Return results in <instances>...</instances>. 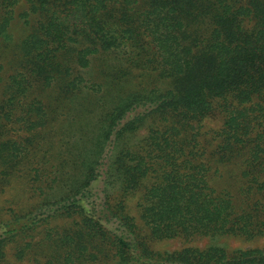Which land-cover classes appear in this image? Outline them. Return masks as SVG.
<instances>
[{
	"label": "trees",
	"instance_id": "1",
	"mask_svg": "<svg viewBox=\"0 0 264 264\" xmlns=\"http://www.w3.org/2000/svg\"><path fill=\"white\" fill-rule=\"evenodd\" d=\"M21 3L28 5L22 16L35 14L37 23L20 46L23 71L10 77L0 102L1 173L24 166L38 147V130L51 119V103L37 89L57 92L63 110L84 106L86 69L96 60L109 87H121L110 104H98L94 131L59 140L51 182H61L62 194L53 213L34 215L55 204L44 201L49 192L39 187L41 201L0 222L6 228L0 264H17L7 246L51 218L72 221L62 231L46 229V243H39L44 256L35 255V264H264V246L153 250L129 211V200L138 197L148 237L156 240L264 234V0H0V43ZM112 55L122 64L118 71L108 70ZM136 72L158 85L137 83ZM25 100L29 109L22 108ZM139 107L146 110L123 122ZM18 109L30 133L20 140L2 124ZM212 117L221 118L220 128L204 132ZM148 119V135L135 146L125 142ZM111 138L106 174L114 193L101 210H89L82 198L100 176ZM222 167L236 177V191L235 183L214 180L224 178ZM76 171L80 181L71 176ZM108 220L118 221L122 232ZM34 249L27 241L14 255L19 261Z\"/></svg>",
	"mask_w": 264,
	"mask_h": 264
},
{
	"label": "rangeland",
	"instance_id": "2",
	"mask_svg": "<svg viewBox=\"0 0 264 264\" xmlns=\"http://www.w3.org/2000/svg\"><path fill=\"white\" fill-rule=\"evenodd\" d=\"M26 11H28V5L25 3H21L15 8V16L9 27V37L2 39L0 43V102H6L8 95L2 94L4 93V89H6V85L10 82V77L18 75L20 71H23L22 51L20 46L22 41L33 31V28L37 23V16L35 14H31L26 17L22 16V13ZM112 56L113 57H110L112 62L109 64V69L107 66V69L111 71H118V69L122 67V64L118 63L116 55ZM98 63L100 62L97 60L96 62L93 61L92 65L86 69V77L89 79L87 81L88 87L85 88V92L87 93H85L83 95V99H81L83 101L82 105L84 106H80L81 104L79 105L77 102L74 105L72 104L69 110H63L64 106L62 102L60 103L57 94H55L57 92L51 89L43 91V88L36 90V92L42 93V99L46 103H51L46 104L51 108L49 111L51 119L47 121V124L38 130V138L36 140L38 147L31 149L33 153L30 157L25 159V164L24 162L22 164L24 166H18L19 168L17 167V170L13 174L9 175L1 173V169H3V167H0L1 223L21 213L22 209L28 207L30 204L33 205L36 201H41L42 196H38L39 187H44V189L49 192L48 197L44 201H50V204H55L50 205V207H41V209H38L37 213L34 215L38 216V218L40 216L45 217V215L53 213L56 209L58 205L57 202L61 199L62 194V190H60L61 182L51 181L55 176L54 172L58 168L57 165L60 163V156L58 152L59 140H61L62 137L66 139L67 137L70 139H80L81 131H94L95 123L99 116L98 112L100 111L98 104H101V101L104 100L110 104V98L114 95V93H117V89L121 87V83H118L111 88L109 87L110 80L107 81L108 79L106 75L103 76V72H100L99 69L97 70L95 68ZM136 77L140 78L139 80L136 79L137 83L142 80L145 87L151 88L158 85L153 76L142 78L141 74L136 72ZM165 85L166 84L162 87ZM30 103L27 104L25 100L22 108L26 107V109H29ZM86 107L90 110L87 111ZM83 109L85 111H82ZM20 110L18 109L16 111V115L12 122L8 121L6 118L2 122L3 125H7V131L9 132L8 136H13L15 139L19 140L30 134L27 130L26 124L19 120V115L21 114ZM143 110H146V107L137 108L132 111L123 122L134 117ZM221 124L222 120L219 117L206 119L203 122V131L207 132L218 129ZM152 125V119H148L145 126L137 131L135 135H131L129 137L130 139H126L125 142L134 146L135 144L140 143L142 138L148 135L149 127ZM90 134L92 135V133ZM106 146V152H109V149L114 147L113 138H111L110 141L108 140ZM106 152L100 160L99 178L92 183L89 190L86 192V195L82 198V204L89 210H101L105 196L107 194H111L112 192L114 193L115 188L113 185L108 183V175L106 174V169L111 158L110 152L109 154H106ZM67 170L69 171L70 168H67ZM219 173L224 174V178L219 176L214 178L219 186H229L230 183H235L236 186L234 187V191L238 189L239 183L236 181V177H234L233 172H229L228 167H226V169L222 167L221 172H218V174ZM71 176L72 178L77 177V179H79L78 181H80L83 175L81 172L76 171V173ZM65 185L66 184H64V187L62 188H65ZM258 196L260 197L262 195L257 193L255 197ZM137 199L138 197H132L129 200V211L135 218V222L139 227L141 235L147 236L153 250L174 251L185 246L205 248L214 244L224 246L228 249H248L264 246V234H261L254 239H246L244 237L233 235H224L214 238L209 236H198L192 239H151L148 237V227L141 220L139 211L136 207ZM71 221L72 219L64 220L60 218H51L49 222L43 221L40 227H38L30 235L21 237L19 243L15 244V242H13L7 246L8 258L17 264H35V255L42 260L44 256V247L42 246V248H39L41 246L39 243L42 245L46 243L43 240L46 234V229L62 231L63 228ZM107 225L113 230L122 232V228L116 220H108ZM3 229L6 228H1L0 226V235L4 233ZM27 241H33L35 249L33 251L27 250L28 252L26 253V256L18 261L14 253L18 246H23Z\"/></svg>",
	"mask_w": 264,
	"mask_h": 264
}]
</instances>
